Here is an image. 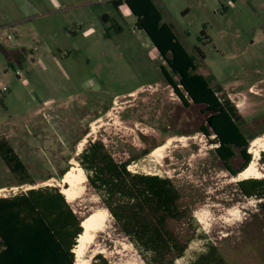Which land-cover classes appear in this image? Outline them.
<instances>
[{
  "label": "rangeland",
  "instance_id": "rangeland-1",
  "mask_svg": "<svg viewBox=\"0 0 264 264\" xmlns=\"http://www.w3.org/2000/svg\"><path fill=\"white\" fill-rule=\"evenodd\" d=\"M229 1L154 0L200 73L237 106L244 132L264 137V16L242 0ZM162 66L170 71L124 2L0 0V142L25 166L14 171L0 151V196L47 185L64 190L66 174L82 167L79 152L91 139L103 140L117 160L135 158L131 171L168 176L180 189L196 223L170 222L181 237L193 236L174 264H195L212 246L224 264H264L263 199L240 191L243 179L224 166L214 135L201 129L209 111L186 105ZM171 138L162 155L152 153ZM243 162L237 150L231 164L239 169ZM81 174L74 196L64 192L68 201L83 219L96 211L107 217L91 231L83 257L75 253L76 264H93L99 253L112 264H147L84 168Z\"/></svg>",
  "mask_w": 264,
  "mask_h": 264
},
{
  "label": "trees",
  "instance_id": "trees-1",
  "mask_svg": "<svg viewBox=\"0 0 264 264\" xmlns=\"http://www.w3.org/2000/svg\"><path fill=\"white\" fill-rule=\"evenodd\" d=\"M112 1L116 6L126 3L136 16V26L146 31L169 65L170 71L162 66V73L183 102L203 105L209 111L202 131L214 135L217 156L232 174L238 175L252 160L248 148L256 136L242 129L244 117L237 106L227 95L220 98L222 86L211 85L208 77L200 73L196 57L179 40L174 25L163 21L154 0ZM237 150L244 162L241 168L234 169L231 161ZM0 151L10 155L9 162H15V166L10 163L14 171L25 170L10 145L0 142ZM148 153L144 150L138 158ZM76 157L103 205L147 264H174L184 255L193 236L183 238L169 224L186 217L193 225L196 221L189 215L190 208L183 207L182 193L170 177L131 171L128 166L135 158L117 160L99 139H91ZM260 160L264 164V153ZM238 186L245 196L264 201L263 178L243 179ZM260 205L264 209V202ZM85 219L59 186L32 187L0 196V264H76L74 247L84 231ZM93 264L112 263L99 253ZM195 264H224V257L212 246L197 257Z\"/></svg>",
  "mask_w": 264,
  "mask_h": 264
},
{
  "label": "bare ground",
  "instance_id": "bare-ground-1",
  "mask_svg": "<svg viewBox=\"0 0 264 264\" xmlns=\"http://www.w3.org/2000/svg\"><path fill=\"white\" fill-rule=\"evenodd\" d=\"M171 139H168L164 144L157 147L155 150H153L154 153H161L170 143ZM84 144V142L81 143V145ZM264 150V137H257L254 140H252L249 151L252 154V160L249 163V165L241 171L237 176H235V179H247V178H260L263 176V172L261 171L259 167L258 160L261 156V152ZM78 164V163H77ZM83 172L82 167H76L69 171L65 176V182L70 183L69 187H65L63 192L68 194L69 198H72L75 194L74 188L80 183L81 176ZM79 173V174H78ZM81 175V176H80ZM4 189H0L2 191ZM107 213L106 212H100L96 211L93 215L86 218L82 226L84 227V231L79 237V243L74 247V252L76 253L77 259L80 260L83 257L84 251L86 249V245L92 241V235L91 231L101 228L104 226L106 221ZM94 233V232H93ZM81 264H87V261H81Z\"/></svg>",
  "mask_w": 264,
  "mask_h": 264
},
{
  "label": "crops",
  "instance_id": "crops-1",
  "mask_svg": "<svg viewBox=\"0 0 264 264\" xmlns=\"http://www.w3.org/2000/svg\"><path fill=\"white\" fill-rule=\"evenodd\" d=\"M242 1L246 4H250L251 6L250 8L254 11L255 14L264 16V0H260V1L259 0H242ZM225 8L226 7H223L222 9H225Z\"/></svg>",
  "mask_w": 264,
  "mask_h": 264
},
{
  "label": "built area",
  "instance_id": "built-area-1",
  "mask_svg": "<svg viewBox=\"0 0 264 264\" xmlns=\"http://www.w3.org/2000/svg\"><path fill=\"white\" fill-rule=\"evenodd\" d=\"M232 3V1L230 0L229 2H228V4H231ZM9 37H11V35H9ZM18 72H20V70H18ZM129 169L131 170V168L129 167Z\"/></svg>",
  "mask_w": 264,
  "mask_h": 264
},
{
  "label": "flooded vegetation",
  "instance_id": "flooded-vegetation-1",
  "mask_svg": "<svg viewBox=\"0 0 264 264\" xmlns=\"http://www.w3.org/2000/svg\"><path fill=\"white\" fill-rule=\"evenodd\" d=\"M191 105V104H190ZM190 105H188V106H190ZM203 127V126H202ZM202 129V128H201ZM235 169V168H234Z\"/></svg>",
  "mask_w": 264,
  "mask_h": 264
}]
</instances>
